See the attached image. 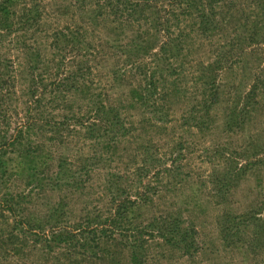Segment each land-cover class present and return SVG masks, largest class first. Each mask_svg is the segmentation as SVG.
Returning <instances> with one entry per match:
<instances>
[{
  "label": "rangeland",
  "instance_id": "1",
  "mask_svg": "<svg viewBox=\"0 0 264 264\" xmlns=\"http://www.w3.org/2000/svg\"><path fill=\"white\" fill-rule=\"evenodd\" d=\"M0 8V264H264V0Z\"/></svg>",
  "mask_w": 264,
  "mask_h": 264
},
{
  "label": "trees",
  "instance_id": "2",
  "mask_svg": "<svg viewBox=\"0 0 264 264\" xmlns=\"http://www.w3.org/2000/svg\"><path fill=\"white\" fill-rule=\"evenodd\" d=\"M124 2H126L127 4L129 3V1H124ZM131 3H134V2H131ZM134 4H136V3H134ZM134 7H137V5H134ZM138 9H135L133 7H126L125 8V10L128 13L130 11L133 12V13H138L139 12ZM29 12H30V15H29L30 18H28V14L26 13L25 15L19 17V19H18V24H19L20 31H23V30H26V29H35L36 28L37 21L32 19L34 17H33L32 13H31L30 9H29ZM0 14H1V8H0ZM9 19H10V17H6L3 21H1V19H0V37H2L1 33L3 32V29L4 28L5 29L9 28V25L4 23L6 20H9ZM164 47H165L164 44H162L160 46V48L162 50H163ZM81 77H82V75H81ZM80 86L82 87V84H80ZM79 90H81V89H76L74 91H79ZM135 205H136V203H135ZM69 234L70 235H68V234H65V235L59 234V235H57L56 233H52L51 239L53 241H50V242H51V244L54 243L55 244L54 247H58L59 251L60 250H61V252L62 251H67L68 249H70L72 237H68L67 238V237H64V236H72L71 233H69ZM84 242H85L84 243L85 245L88 244L86 241H84ZM90 242H92L93 244L92 245L90 244V246L89 245L86 246L85 249H89V248L92 249L91 253H93V250H95V248H99V244H102V241H99L98 239H95V240L90 241ZM140 247H141L140 243L138 245L137 244L132 245V247H131L132 248V253L131 254H133V256H132L133 261H136L138 259L139 255L137 253H135V250L137 248H140ZM49 248H50V245H49V243H47V245L45 246V249L48 250ZM140 250H141V248H140ZM93 254H95V253H93ZM91 258L95 259L96 258V254L93 257H91Z\"/></svg>",
  "mask_w": 264,
  "mask_h": 264
}]
</instances>
